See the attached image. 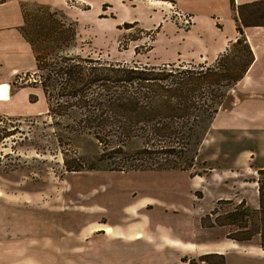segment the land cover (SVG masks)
I'll use <instances>...</instances> for the list:
<instances>
[{"label":"rangeland","instance_id":"rangeland-1","mask_svg":"<svg viewBox=\"0 0 264 264\" xmlns=\"http://www.w3.org/2000/svg\"><path fill=\"white\" fill-rule=\"evenodd\" d=\"M18 1L30 29L47 12L75 29L64 54L99 62H151L147 51L152 34L136 23L104 33L108 26L99 20L103 14L88 18L83 26L63 9L39 0ZM43 39V51H50L46 46L51 41ZM35 77V69L14 74L7 80L11 93L20 87L40 88L31 85ZM41 98L39 113H34L40 107L34 93L28 101L36 105L22 99L7 108L11 114L0 113V264H190V259L195 264H264L258 236L239 242L226 237L235 232L234 226L201 224L216 207L221 214L241 200L251 208L258 206L240 197L245 192L239 198L230 196L247 189L250 197V173L242 172L236 180L223 173L235 157L249 154L245 151L252 149V135L209 130L205 147L188 171L66 172L42 90ZM94 150L89 142L84 144L86 154ZM256 150L251 157L264 156L263 146ZM205 253L212 255L200 261Z\"/></svg>","mask_w":264,"mask_h":264},{"label":"trees","instance_id":"trees-1","mask_svg":"<svg viewBox=\"0 0 264 264\" xmlns=\"http://www.w3.org/2000/svg\"><path fill=\"white\" fill-rule=\"evenodd\" d=\"M232 9L239 37L209 65L99 62L70 56L63 50L76 35L73 27H65L47 12L33 30L22 12L19 30L35 58L37 77L31 85L39 86L46 99L55 141L63 149V170H191L228 89L253 61L243 28L264 26L263 1L236 8L232 4ZM43 38L51 41L46 46L50 51H43ZM87 142L95 147L91 155L83 151ZM257 174L256 208L244 200L221 214L216 207L201 218L202 226H234L228 239L243 242L258 236L264 249V168ZM211 255L202 254L199 260L208 261ZM188 262L195 264L192 259Z\"/></svg>","mask_w":264,"mask_h":264},{"label":"crops","instance_id":"crops-1","mask_svg":"<svg viewBox=\"0 0 264 264\" xmlns=\"http://www.w3.org/2000/svg\"><path fill=\"white\" fill-rule=\"evenodd\" d=\"M71 1L72 4L68 5L67 0H39L53 8L63 9L68 17L83 26L88 23L86 21L88 18L93 21L103 14L104 17L99 20L106 21L109 29L103 30L104 33L120 30L118 25L124 22L136 23L140 29L152 34L150 48L147 51L149 54L147 60L151 61L148 62L150 64L213 62L238 36L232 4L236 8L242 4L264 2V0ZM102 4H105V9H102ZM80 5L86 7L82 8ZM172 10L188 15L191 18V25L187 29L179 28L181 26L171 14ZM23 22L18 0L0 2V83L7 84V80L14 74L35 69L33 50L19 30ZM243 35L252 50L253 61L243 77L231 89L230 96L226 98L229 104L226 105L225 100L215 114L209 130L243 132L253 136L250 145L252 149L245 151L249 154L235 157L233 166L223 173L233 180L242 172L250 173L252 175L250 197L246 195L247 189L231 193L230 196L239 198L240 192H245L240 197H245L248 204L256 206L257 170L264 168V156L258 158L256 155L253 157L250 155L256 154L257 147H264V141L261 140L264 138V26H246L243 28ZM30 93L39 96L40 107L34 112L39 113L43 104L41 89L29 86L18 88L16 92L11 93L7 101L0 102V113L11 114L7 108L17 105L22 99L30 105H36L37 103H29ZM205 141L206 136L199 153L205 147ZM214 253L224 251L214 250Z\"/></svg>","mask_w":264,"mask_h":264},{"label":"built area","instance_id":"built-area-1","mask_svg":"<svg viewBox=\"0 0 264 264\" xmlns=\"http://www.w3.org/2000/svg\"><path fill=\"white\" fill-rule=\"evenodd\" d=\"M171 14L176 18H178V23L183 29H187L191 25V18L188 15L174 10L171 11ZM10 96H11L10 85L8 83L7 84L0 83V102L7 101L10 98Z\"/></svg>","mask_w":264,"mask_h":264},{"label":"bare ground","instance_id":"bare-ground-1","mask_svg":"<svg viewBox=\"0 0 264 264\" xmlns=\"http://www.w3.org/2000/svg\"><path fill=\"white\" fill-rule=\"evenodd\" d=\"M4 84H6V83H4Z\"/></svg>","mask_w":264,"mask_h":264}]
</instances>
